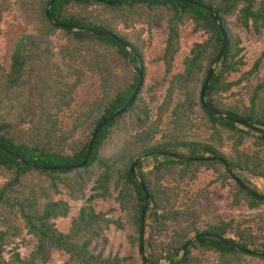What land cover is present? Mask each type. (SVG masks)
<instances>
[{
	"label": "trees",
	"instance_id": "16d2710c",
	"mask_svg": "<svg viewBox=\"0 0 264 264\" xmlns=\"http://www.w3.org/2000/svg\"><path fill=\"white\" fill-rule=\"evenodd\" d=\"M113 1L56 0L49 19L47 8L52 0H0V35L3 21L13 12L28 28L0 63V143L30 163L63 166L84 161L97 126L120 111L137 90L140 61L146 81L143 36L162 27L168 30L162 60L165 79L170 81L156 116L144 98V81L131 107L99 131L84 168L41 170L0 149V264H49L51 250L69 255L65 264H129L128 258L97 253L96 244L100 240L107 243L105 233L113 225L122 227L124 220L131 231L129 240L141 255L140 222L146 194L130 168L152 153L156 155L148 159L154 162L150 170L144 171L146 162L136 167L150 195L145 226L149 264H176L192 235L200 233L264 252V232L256 228L258 221L226 220L214 211L211 216L206 214L211 203L209 189L214 185L229 188L234 207H264V200L244 191L227 170L229 165L238 178L258 191L251 178L264 181V134L207 111L201 100L225 34L227 50L207 87L206 103L223 115L264 129V81L254 88L248 106L240 92H234L257 72L262 59L240 81L229 80L243 65L235 28L241 25L261 35L264 0H124L109 4ZM200 5L218 15L225 33ZM186 28L203 33L205 39L194 44L183 59V71L172 76ZM91 32H110L116 38ZM196 106L200 114L194 111ZM201 128L210 132L208 138L197 133ZM193 135L196 142L189 140ZM160 152L198 161H182ZM203 157H220L227 163L200 161ZM203 172L211 177L207 188L188 195L183 186L200 182ZM113 198L123 218L109 217L114 210H96L98 201ZM202 199L206 202L199 210ZM70 201L85 204L72 218L69 231L62 232L56 222L70 215ZM201 217L204 229L197 225ZM24 231L35 240L26 258L17 251ZM211 259H217V264L264 261V257L202 236L190 245L181 264H210Z\"/></svg>",
	"mask_w": 264,
	"mask_h": 264
},
{
	"label": "rangeland",
	"instance_id": "374dc122",
	"mask_svg": "<svg viewBox=\"0 0 264 264\" xmlns=\"http://www.w3.org/2000/svg\"><path fill=\"white\" fill-rule=\"evenodd\" d=\"M14 2V0H12ZM2 28L4 33L0 35V63L4 62L10 55L12 48L14 47L15 42L19 36L25 33L28 28L27 26L17 17L15 12L6 16L5 20L2 23ZM168 30L165 27L161 29H154L151 32H146L143 36V40L146 43V48L143 52L144 57V66L146 72V81L144 88V98L147 103L150 105L153 111V115L156 116L157 107L162 104L167 90L170 86V81L165 79L166 76V65L163 62L162 58L164 57V49L167 40ZM236 41L239 42L238 46L241 50L239 59H242L243 65L237 73H234L230 76V81L237 82L242 79V77L252 71L258 61L262 59L261 63L258 66L257 72L251 75L247 80H244L239 84L238 87L234 89V92H240V98L245 101L247 106L250 104L249 99L252 96L253 90L256 86L264 81V58L262 55L264 53V30L261 35H258L254 30L247 31L241 25L235 28ZM205 35L203 33L194 34L191 28H186L183 30L181 35V50L174 62V68L172 76L183 71V59L187 56L194 44L201 43L204 41ZM169 77L170 78H172ZM153 86V90L149 89ZM226 101L229 103L230 99L226 98ZM195 112H199V107L196 106L194 109ZM197 130V129H196ZM202 139L208 138L210 132H207L205 128L198 129ZM196 132V131H195ZM196 135H193L189 138L190 141L196 142ZM250 146V142L246 143ZM225 153H229V149H224ZM144 164V171L150 170L154 166L152 160H146ZM207 173V172H206ZM203 174L200 176L198 183L195 182L188 184L186 183L182 189L186 190L188 195L196 194V192H203L208 186V182L211 180L209 174ZM251 183L255 185L258 191L261 194H264V181L259 178H251ZM167 185H170V182H166ZM174 186V183H172ZM192 193V194H190ZM91 194L90 188L87 191V196ZM211 203L207 208V213H212L214 211L216 214L221 217L226 218V220H235L242 221V219H251L259 222L256 225V228L261 229L264 232V207H260L255 210H250L246 205L240 207H234L231 204V193L229 188H222L220 185H214L209 189L208 194ZM187 197L184 201H187ZM201 206L197 205V208L200 210L206 202V200H201ZM71 204V213L65 219L57 220V226L62 232H68L71 227V220L85 204V201L73 202ZM97 211H102L104 213L114 210V212L109 216L117 220L123 218V214L119 210V206L113 199L109 201H98L95 205ZM208 216H211L209 214ZM206 219V218H205ZM204 218L198 219V227L204 229ZM21 226V223H18ZM184 225V224H183ZM131 231L128 226L125 224V221H122V227L113 225L105 233L107 238V243L105 241H98L96 246V251L99 253L103 251L105 256L109 255H118L120 257H125L130 260L129 264H142L141 255L137 247H133L129 240ZM24 236L22 239L18 240L19 247L17 251L23 258L29 256L30 252L34 248L35 240L32 236L28 235L24 231ZM194 235H192L193 237ZM95 245L93 246L94 249ZM11 248H9L10 250ZM5 258L8 259L9 255L6 254ZM69 260V255L63 252H58L56 250H51V260L49 264H65ZM250 264H264V261L257 259H248ZM210 264H217V259H211Z\"/></svg>",
	"mask_w": 264,
	"mask_h": 264
},
{
	"label": "water",
	"instance_id": "95a60500",
	"mask_svg": "<svg viewBox=\"0 0 264 264\" xmlns=\"http://www.w3.org/2000/svg\"><path fill=\"white\" fill-rule=\"evenodd\" d=\"M56 0H52V2L50 3V5L48 6L47 8V15H48V18H50V15H49V10L51 8V6L54 4ZM124 0H115L113 2H110L109 4H117V3H120ZM175 1H179V2H184V3H187V2H191L190 0H175ZM201 7H203L204 9H206L210 15L213 17V19L215 20V22L218 24L219 28L222 30L223 33L224 30H223V23L222 21L220 20V18L218 17V15L211 9V8H208L206 5H200ZM67 28L71 29L72 31H78L76 28L74 27H71V26H68V25H65ZM92 35H95V36H111V37H114L116 38V35L110 33V32H91ZM123 45L128 49L130 50L129 46L127 44H124ZM227 46H228V37L224 34V42H223V46L219 52V55L218 57L216 58V60L214 61L212 67L210 68L208 74H207V77L205 79V82H204V85L202 87V91H201V100H202V104L203 106L205 107V109L213 114H216L218 116H224L227 121L229 122H232V123H235V124H238V125H241V126H244V127H247L249 129H252L253 131H256V132H260L262 134H264V129L262 128H259L257 126H254L244 120H240V119H236V118H233V117H230L228 115H223L222 112L216 110V109H213L211 107H209L206 103V100H205V94H206V90H207V87L209 86V84L211 83V80L213 78V75L215 73V71L217 70L219 64H220V61L222 60L223 56L225 55L226 53V50H227ZM133 58V55L130 54V61L132 60ZM138 74H139V84H138V87H137V90L135 91V93L132 95V97L129 99V101L125 104V106L120 110L118 111L117 113L113 114L112 116L108 117L106 120L102 121L96 128L95 130V133L94 135L92 136V139L90 141V145H89V148H88V151H87V154H86V157L84 159V161L81 163V164H74V165H63V166H48V165H38V164H33V163H30L24 159H22L21 157L17 156L16 154L12 153L9 149H7L4 145H2L0 143V149H2L3 151H5L6 153H8L9 155L15 157V159H17L19 162H21L22 164L26 165V166H31V167H34V168H37V169H41V170H47V171H68V170H73L75 168H84L89 160H90V157H91V154H92V151H93V147H94V144L96 142V139H97V135L99 133V131L105 127L107 124H109L110 122H112L114 119H116L117 117H119L120 115H122L124 112H126V110L128 108L131 107V105L135 102L137 96H138V93L145 81V78H144V70H143V67L141 65V62H139V66H138ZM160 155H163V156H169V157H172V158H175V159H178V160H182V161H187V162H191V161H195L197 162L198 159H193L191 157H188V156H185V155H181V154H174V153H168V152H160L158 153ZM156 155V153H152V154H148V155H145L141 158H139L137 161H135V163L131 166L130 168V172L131 174L137 179V181L139 182V184L141 185V187L143 188V190L145 191V194H146V198H145V201H144V206H143V209H142V215H141V222H140V247H141V257L143 259V261L145 262V264H149L147 262V259H146V254H145V230H146V215H147V212H148V208H149V203H150V195L147 191V188L145 186V183L144 181L140 178V176L138 175V173L136 172V167L145 162L146 160L154 157ZM200 161H206V162H211V161H219V162H222V163H227L225 159L223 158H215V157H203L200 159ZM227 170H228V173L230 174V176L235 180V182L244 190L246 191L247 193H250L252 194L254 197L260 199V200H264V194H261L259 193L258 191H255L253 190L251 187H249L245 182H243L240 178H238L232 171V168L227 165ZM202 236H205V237H211L213 239H216V240H219L221 241L223 244H225L226 246L232 248V249H235L237 250L238 252H242V253H245V254H248V255H254V256H260V257H264V252H256V251H253V250H250V249H246L244 247H241V246H238L230 241H228L227 239H222V238H219L218 236H215V235H212V234H209V233H200V234H197V235H194L193 237H191L188 241V243L185 245L183 251H182V257L180 259V261H178L176 264H181L185 258V255L187 253V250L189 249L190 245L197 239H199L200 237Z\"/></svg>",
	"mask_w": 264,
	"mask_h": 264
},
{
	"label": "flooded vegetation",
	"instance_id": "af4514ba",
	"mask_svg": "<svg viewBox=\"0 0 264 264\" xmlns=\"http://www.w3.org/2000/svg\"><path fill=\"white\" fill-rule=\"evenodd\" d=\"M137 57H138L139 59H141L139 55H137ZM140 62H141V61H140ZM141 65H142V67H143L142 62H141ZM138 66H139V63H138V65H137V68H139ZM143 70H144V68H143ZM137 71H138V69H137ZM144 78H145V74H144Z\"/></svg>",
	"mask_w": 264,
	"mask_h": 264
}]
</instances>
